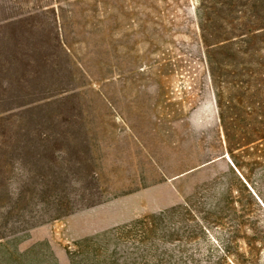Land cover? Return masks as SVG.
<instances>
[{"label": "rangeland", "instance_id": "obj_1", "mask_svg": "<svg viewBox=\"0 0 264 264\" xmlns=\"http://www.w3.org/2000/svg\"><path fill=\"white\" fill-rule=\"evenodd\" d=\"M198 6L0 0V264H264V28L222 121Z\"/></svg>", "mask_w": 264, "mask_h": 264}, {"label": "trees", "instance_id": "obj_2", "mask_svg": "<svg viewBox=\"0 0 264 264\" xmlns=\"http://www.w3.org/2000/svg\"><path fill=\"white\" fill-rule=\"evenodd\" d=\"M199 6L197 8V20L201 29L202 41L206 46V57L209 65L210 74L213 80L216 101L220 111L221 120H225V112L228 109L227 104L224 102L225 92L223 85L226 83L224 79V68L226 67V56L229 50V45L226 44L229 35V26L231 23V12L238 11V7L247 6L249 12L247 15L248 23H239V30L245 31L240 37L241 43H247L245 53H250L255 50L253 40L257 37V31L264 28V0H198ZM246 2V3H245ZM243 13L242 10L239 11ZM241 20V18H240ZM247 27V28H245ZM246 29V30H245ZM238 35V36H240ZM263 110L259 114L260 120L258 121V139L264 145V104ZM229 202L232 203L231 212L229 216L233 218L235 228L241 227L248 221L246 212H236L235 203L238 202L232 194V189L229 190ZM172 212H162L153 215L145 220L151 219V226H156V219L170 218ZM143 220V221H145ZM141 222L136 221L135 224ZM126 227V226H125ZM123 227V228H125Z\"/></svg>", "mask_w": 264, "mask_h": 264}, {"label": "water", "instance_id": "obj_3", "mask_svg": "<svg viewBox=\"0 0 264 264\" xmlns=\"http://www.w3.org/2000/svg\"><path fill=\"white\" fill-rule=\"evenodd\" d=\"M179 177V176H178Z\"/></svg>", "mask_w": 264, "mask_h": 264}]
</instances>
